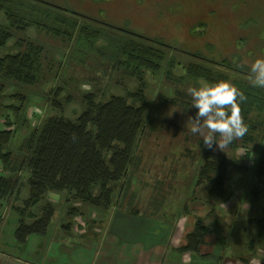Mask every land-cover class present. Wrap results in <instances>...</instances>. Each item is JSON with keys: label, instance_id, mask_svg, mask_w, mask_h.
<instances>
[{"label": "rangeland", "instance_id": "obj_1", "mask_svg": "<svg viewBox=\"0 0 264 264\" xmlns=\"http://www.w3.org/2000/svg\"><path fill=\"white\" fill-rule=\"evenodd\" d=\"M43 1L137 36L158 39L180 52L196 54L198 49L205 52V48H208V54L201 53L203 57L215 61L226 59L233 66L240 62L250 67L257 58H264V0ZM4 21L3 15H0V22ZM28 34L37 40L45 36L34 31ZM43 40H46L52 53V70L46 72V83L17 88L25 95L27 103L23 120L18 119L14 125L17 133L12 148L22 141L28 131L39 127L50 116L64 115L69 120H75L82 112L83 97L88 91L96 92V96L103 94V101L112 95L123 96L128 104L136 107L142 105L139 98H143L150 118L147 116L145 120L144 131L142 129L133 154V164L127 176L117 184L109 210L74 200L69 193H49L29 211L30 217H26L19 213L23 205L21 198L26 192L23 189L20 199L13 200L17 195L14 193L10 198L0 200V249L5 246L8 252L31 259L49 257L57 260L56 264H77L69 254L75 252L73 248H80L87 233L94 235L95 228H98L95 233L102 236L105 228L116 226V222L118 227L137 225L136 237L150 244L152 249H157L155 243L161 245L160 240L168 238L162 228L166 229L172 221H179L173 236L180 241L177 248L181 252L186 244V235L200 218L210 228L196 256L200 264H264L262 239L257 237L254 224L256 219L262 217L264 210V177L258 178L254 174L260 155L246 156L245 150L238 151L242 159L241 170H230L227 183L229 192L221 202L209 201L207 193L210 184L201 182L198 176L212 154L204 145L203 138L191 134L187 127L188 117L194 116L197 111L192 107V98L187 89L206 84L187 76L185 66L192 60L168 49V56L158 71L141 70V74L134 76L131 69L127 72L110 58L97 54L86 59L84 64L71 62L68 58L74 50L72 45L61 44L48 37ZM103 45H106L105 39L98 41L97 46ZM14 49V41H10L0 54L15 53ZM58 87L62 88L56 97ZM15 90L13 87L7 90V105L11 102L19 105L10 97ZM133 94L135 97H132ZM55 99L59 100L57 102L62 105L61 109L52 106ZM24 119H27L26 122ZM216 149L221 151L218 147ZM223 151L227 152V148ZM229 154L232 155V152ZM7 174V171L2 174L0 165V175ZM18 177H24V171ZM256 191L261 196L257 197ZM48 202L55 210L48 233L45 236L33 235L35 238L31 240V243L40 242L45 246L39 249L25 248L16 242L14 236L19 222L23 218L24 222L30 224L35 217L39 218ZM145 226L151 230H146ZM55 227L59 231L55 243H52ZM73 228L77 230L73 232ZM153 231L155 233L151 234ZM150 236L152 239H149ZM63 237L70 238L62 240ZM252 239L254 241L250 246ZM97 241L104 242L101 246L104 257L90 259L88 264H105L106 259L107 264H112V240L98 237ZM95 242L89 241L91 244ZM56 243L58 247H51ZM133 248L137 255L139 246ZM155 251L159 249L153 250L154 257ZM128 254L129 251L125 256ZM113 264L118 263L115 261Z\"/></svg>", "mask_w": 264, "mask_h": 264}, {"label": "trees", "instance_id": "obj_2", "mask_svg": "<svg viewBox=\"0 0 264 264\" xmlns=\"http://www.w3.org/2000/svg\"><path fill=\"white\" fill-rule=\"evenodd\" d=\"M0 15L5 20L0 22V51L10 41H14L15 48V53L0 54V165L2 174L8 172L0 175V200H6L14 193L17 195L13 200L18 199L23 189H27L28 196L19 212L21 215L30 217L29 211L49 193H69L74 200L109 210L117 184L127 176L133 164V154L149 116L143 98H139L142 105L136 107L128 104L123 96L112 95L103 101V94L96 96V92L88 91L83 97L82 112L75 120L64 115L50 116L39 127L28 131L12 148L17 133L14 125L18 119L23 120L27 103L25 95L17 88L46 83V72L52 70V53L44 37L72 45V56L68 58L67 55V58L77 64H84L86 59L97 54L110 58L127 72L131 69L132 75L138 76L141 70L158 71L169 49L192 60L185 66L189 78L208 85L220 81L232 83L247 96V101L240 107L249 131L243 139L226 147L227 152L208 148L212 155L208 156L209 160L198 176L201 182L210 184L207 196L214 203L227 198L230 170H241L239 150H245L246 156L260 155L254 174L258 178L264 177V88L250 84L246 71L249 66L240 62L233 66L226 59L205 58L201 49L196 54L180 52L158 39L137 36L39 0H0ZM30 31L45 36L37 40L28 34ZM101 39H105L106 45L97 46ZM207 50L205 48L203 53L208 54ZM11 87L16 90L10 97L19 105L14 102L6 104V92ZM60 88L55 91L56 97L61 93ZM57 101L55 99L52 106L61 109L62 105ZM21 171H24V177H18ZM255 193L257 197L261 196L259 191ZM49 202L39 218L33 215L35 218L30 224L21 217L14 233L16 241L25 244L28 237L48 233L55 214ZM201 220L198 218L193 230L186 235V244L181 249L183 254L200 253L206 231L210 229ZM254 224L264 249V210Z\"/></svg>", "mask_w": 264, "mask_h": 264}, {"label": "crops", "instance_id": "obj_3", "mask_svg": "<svg viewBox=\"0 0 264 264\" xmlns=\"http://www.w3.org/2000/svg\"><path fill=\"white\" fill-rule=\"evenodd\" d=\"M23 192V191H22ZM22 195V193H21ZM21 195L19 199L21 198ZM28 196V192L26 189L25 194L23 195V198H21L22 203ZM52 201V200H51ZM50 201V202H51ZM179 221H172L169 226H166L165 228H162L165 230V234L168 235V238L164 240L162 238L159 245L158 243H155V248L159 249V251H155L154 253L156 254L155 257L152 256L153 250L157 249H152V246L150 244H145V242L140 241L136 236L135 229L136 226H130L125 224V226L118 227V223L116 222V226H111L110 229L108 227L105 228L103 231L102 236L97 235L95 232L98 231V228H95L94 230V235L89 236L90 234L87 233V236L84 237V241L81 244L80 248H73L75 252H71L69 256L76 260L77 264H84L87 263L90 259H95L97 260L98 256H101L103 259V250L101 249V246L104 242H99L97 241L98 237H103V238H110L112 240L111 245L113 246L114 250L111 254V262L112 264L115 263V261L118 264H200V259H196L198 257L196 253H182L178 251L177 245L180 243V241L177 240V238L174 239L173 233L176 230V226L178 225ZM16 228L17 226H13ZM146 230L150 227L145 226ZM53 242L55 243V237L56 233H58L59 228L55 227L53 229ZM76 228H73V232L76 231ZM134 230V233H131ZM151 230V229H150ZM156 230V229H155ZM155 232H151V234H154ZM74 235V233H71ZM106 236H105V235ZM59 237H61L59 235ZM35 237H31L28 241L27 244H23V246H26L25 248H40L44 247V243L40 242H33L31 243V240H33ZM70 237H63L62 240H65ZM149 239H152L150 236ZM61 240V241H62ZM95 240V244L89 243V241ZM146 241V238H145ZM17 242V241H16ZM57 242V241H56ZM63 242V241H62ZM59 243V242H57ZM56 243V246H51L56 247L59 246V244ZM108 243V242H106ZM139 246V250L137 251V255L134 251L133 246ZM147 245H149V248H147ZM20 246V245H16ZM29 246V247H28ZM47 247H50L48 244L46 245ZM161 247V248H160ZM164 247V248H163ZM77 249V250H76ZM129 254L125 256V253ZM149 251V252H148ZM166 252V258H164ZM29 253V251H28ZM26 255V254H25ZM195 255V257H193ZM109 256V255H108ZM191 256V257H190ZM102 259L100 261H102ZM108 259H106L107 264ZM58 262L57 260L53 259L51 260L49 257H39L36 259H31L27 258L26 256L18 253H10L5 249L4 247H1L0 249V264H56ZM218 263H221L219 261ZM103 264V263H102Z\"/></svg>", "mask_w": 264, "mask_h": 264}, {"label": "clouds", "instance_id": "obj_4", "mask_svg": "<svg viewBox=\"0 0 264 264\" xmlns=\"http://www.w3.org/2000/svg\"><path fill=\"white\" fill-rule=\"evenodd\" d=\"M253 87L264 88V58H257L248 70ZM194 116L187 120L188 130L203 138L209 149L223 151L236 140L243 139L249 127L242 115L241 103L247 101L245 93L228 81L211 85L189 87ZM245 155V154H244Z\"/></svg>", "mask_w": 264, "mask_h": 264}, {"label": "water", "instance_id": "obj_5", "mask_svg": "<svg viewBox=\"0 0 264 264\" xmlns=\"http://www.w3.org/2000/svg\"><path fill=\"white\" fill-rule=\"evenodd\" d=\"M39 1L44 2L46 4H49V5H52V4H50V3L46 2V1H43V0H39ZM52 6H54V5H52Z\"/></svg>", "mask_w": 264, "mask_h": 264}, {"label": "flooded vegetation", "instance_id": "obj_6", "mask_svg": "<svg viewBox=\"0 0 264 264\" xmlns=\"http://www.w3.org/2000/svg\"><path fill=\"white\" fill-rule=\"evenodd\" d=\"M57 7V6H56ZM60 8V7H59ZM64 9V8H63ZM99 22V21H98Z\"/></svg>", "mask_w": 264, "mask_h": 264}]
</instances>
